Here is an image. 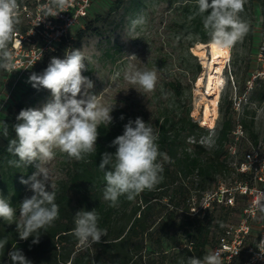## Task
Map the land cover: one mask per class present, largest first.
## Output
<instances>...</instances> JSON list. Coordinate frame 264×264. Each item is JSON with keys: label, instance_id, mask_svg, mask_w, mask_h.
Here are the masks:
<instances>
[{"label": "rangeland", "instance_id": "1", "mask_svg": "<svg viewBox=\"0 0 264 264\" xmlns=\"http://www.w3.org/2000/svg\"><path fill=\"white\" fill-rule=\"evenodd\" d=\"M115 1L93 0L88 16L90 19L100 16V20L95 22L92 29L84 34L77 45L76 34L78 29H83L85 25L83 22V28L80 25L73 26L69 31V40L54 43L52 45L53 50H47L43 59L57 53L58 47L61 45L66 46L67 50L81 49L86 57L85 64L87 67L86 71L82 70V75L89 77L94 82V88L90 91L96 95L101 105H114L110 113L113 118L123 116L124 119L135 120L140 117L145 123L152 124L165 114H170L176 119L182 118L185 111L189 110V116L201 126L203 122L202 108L205 100L203 97L204 87H198V82L201 76H206L207 68L204 60L194 55L189 45L194 46L203 42L196 35L186 33L182 27L187 20L184 7L187 2L192 0H124L120 7L111 11ZM141 16L145 23L137 25L133 29L131 21ZM260 17L261 15L258 13L255 24V42L250 41L245 35L230 49V56L225 64V69H223L226 83L218 100V117L215 124L210 128L204 127L203 130H198L185 137L186 144L199 143L203 145L206 152L201 157L204 160L211 156L213 140L217 128L225 117V109L228 103L232 108L234 86L237 94L243 95L245 83L251 77L252 72L257 67H261L252 55L258 47L261 37L264 38ZM20 23L25 28L29 25L28 20L24 18H20ZM33 44L44 47L46 43L42 39L36 38ZM58 58L63 59L65 57ZM129 64L134 65L138 70H150L156 73L157 82L154 91L144 92L138 85H132L124 80L123 73ZM32 69L21 79L26 84H30L28 78L33 72ZM3 76V83H0V95L5 91L8 84L5 81L6 76ZM261 81L255 82L253 89L247 96L249 100H251L253 90L258 86V82ZM19 83L15 93L23 90L22 87H19ZM176 85L179 87V92L174 89ZM34 98L35 104L32 108H40L51 99V92L41 87ZM232 111L237 123V113L233 109ZM239 113L240 118L244 113L247 115L246 120L250 129L258 137L257 145L245 132L240 137H236L232 132L229 145L230 156L227 158L228 170L215 173L212 180L207 182L204 188L200 178L191 175L183 182L176 180L170 184L165 189L166 194L164 195H161L163 191L160 189L155 192L150 214L151 220H155L153 224L155 234L152 238L147 237L145 241L147 246L144 251V255L151 256L155 263L187 264V257L181 250L189 241V234L184 232L181 225L185 214L184 205L173 207L171 202V200L179 199V197L182 200V192H185V196L187 193V196H191V206H199L203 197L215 193L220 187L235 191L240 183L246 182L250 187H262L264 189V184L255 179V175L251 174L249 178L240 179L236 174L237 170H235L245 159V155L253 150L258 152L259 157H264V99L261 101L253 100L241 108ZM54 151L55 158L47 162L45 166L50 169L51 183L57 188L61 181L68 178L69 164L67 154L60 152L59 149ZM187 151L192 152L191 146L187 148ZM35 170L34 167L33 172ZM260 175L263 176V173ZM182 184L185 189L181 188ZM233 193L234 204L230 205L233 208L229 211L226 226L239 224L245 218V209L253 203L257 196L255 192L246 194L244 197L238 191ZM31 195L32 192L27 186L23 199ZM258 208V215L252 221V231L246 247L255 246L261 236L264 212H261L260 206ZM15 209V222H18L19 207H15ZM218 210L215 208L214 214ZM125 221L126 218L121 223L125 224ZM15 222H8V225L16 230ZM166 234L173 237L175 241L165 239ZM175 243H179L180 247L174 248ZM75 248L84 249L79 243ZM61 253L63 255L67 252L62 251Z\"/></svg>", "mask_w": 264, "mask_h": 264}, {"label": "trees", "instance_id": "2", "mask_svg": "<svg viewBox=\"0 0 264 264\" xmlns=\"http://www.w3.org/2000/svg\"><path fill=\"white\" fill-rule=\"evenodd\" d=\"M123 1L116 0L110 10H116ZM184 9L187 20L182 27L185 32L196 35L203 43H211L209 32L203 27V17L195 15L198 12L197 0L187 2ZM258 13L264 14V0H245L244 11L239 14L240 18L249 25L246 37L252 42H255V24ZM190 16H194V18L190 20ZM100 18V16H96L90 19L88 16L85 19V27L79 28L76 34V45ZM25 29L20 22L15 27V31L24 32ZM11 43L12 40L8 47ZM189 47H193V45L191 44ZM66 50V46H59L57 53L43 59L32 71L41 74L49 65L52 56L65 57ZM3 75L5 73L0 69V83H3ZM19 85L23 90L15 93L13 100L7 105L0 118V196L8 199L14 208L19 207L27 188L26 185L20 183V180L31 176L34 166L17 168L10 165L9 161L17 158L8 153V143L9 140L16 138L14 125L19 122L16 120L17 115L22 109L34 106V96L41 89L33 88L31 84H26L22 80ZM174 89L176 92L180 91L178 85L174 86ZM252 94L250 103L253 100L261 101L264 99V81L258 82V86ZM225 112V117L217 128L213 140L211 156L205 160L201 157L206 152L203 145L185 143L186 136L204 128L189 116V110L185 111L182 118L176 119L170 114H165L156 119L155 123L151 125L158 135L157 143L162 154L158 157V162L163 167V171L160 173L163 179L153 190L143 191L133 201H129L126 196H120L115 207L110 206V202L103 197L106 181L104 180V173L99 169V164L104 152L114 153L116 151L115 147L110 146L111 141L123 134L124 125L129 118L121 120L120 117H115L110 125L100 124L96 151L86 155L82 160L68 157V178L61 181L59 186L52 190L55 192L54 202L59 206V217L53 221L51 226L39 230L38 243H32L34 237L31 236L27 240H21L16 230L8 225V221L0 219V239H7L5 248L0 249V264H12L7 254V251H11L12 248L22 250L32 264H157L151 256L144 255L147 237L152 238L155 234L153 228L155 220H151L150 215L155 192L160 189L163 191L161 195H164L166 194L165 189L170 184L176 180L183 182L191 175L198 176L204 188L206 183L212 180L215 173L228 170L227 158L230 156L229 145L231 134L236 126V118L230 103H228ZM246 118L247 115L244 113L240 118V124L244 132L257 145L258 137L250 129ZM3 122L8 125L7 137L3 135ZM190 146L192 152L187 151ZM165 156L168 159H164ZM236 174L240 179L250 176L238 172ZM183 184L181 188L185 189ZM187 194L185 196V192L181 193L182 200L180 197L171 200L173 207L184 205L185 214L181 225L184 232L189 234V241L181 250L186 255L187 260L189 257L203 260L223 234L228 222L229 211L233 207L213 202L204 213L193 215L190 211L191 196H187ZM242 196L244 197V195ZM215 208L219 209L216 214H214ZM81 209L86 211L95 209L99 215L98 227L106 229L107 236L102 237L98 244L77 249L75 247L79 242L72 232L75 228V213ZM124 218H126L125 224L121 223ZM164 238L175 241L173 237H169L167 234ZM179 247V243H175L174 248ZM62 251L67 253L62 255ZM245 258L246 256L237 260L236 263H240Z\"/></svg>", "mask_w": 264, "mask_h": 264}, {"label": "clouds", "instance_id": "3", "mask_svg": "<svg viewBox=\"0 0 264 264\" xmlns=\"http://www.w3.org/2000/svg\"><path fill=\"white\" fill-rule=\"evenodd\" d=\"M51 3L63 9L67 0H51ZM244 4L245 0H197L198 12L195 15L203 17V27L209 32L212 47L225 57L249 30L248 23L239 15L244 11ZM18 9V0H0V69L8 71L15 68L8 44L20 22ZM57 14L53 13L54 16ZM193 18L189 17L190 20ZM143 23L145 20L141 16L131 21V27L134 29ZM85 59L81 49L66 50L65 58L52 57L41 74L33 72L28 78L33 88L50 90L51 99L40 108L19 112L16 117L19 122L14 125L16 138L8 143V153L17 158L10 160V165L17 168L33 165L36 169L27 179L20 180L32 195L19 204L18 222H15L16 209L8 199L0 196V219L15 222L21 240L31 236L34 237L32 243H38L39 230L51 226L59 217V206L54 202L55 192L52 191L55 185L51 183L50 169L45 166L55 158L54 150L59 149L69 158L82 160L96 151L99 125H110L113 121L110 113L114 105H101L90 91L94 82L82 75V70H87ZM123 76L125 81L138 85L144 92L155 89L157 76L154 71H141L129 64ZM2 128L3 135L7 137L8 125L5 122ZM157 140L158 135L152 125L137 117L129 119L123 134L111 141L110 146L116 151L104 152L99 164L106 181L103 197L110 206L115 207L120 196L133 201L140 193L153 190L162 181L160 173L163 167L158 162L162 154ZM164 159L168 158L165 156ZM98 220L95 209H81L75 213L72 234L84 248L100 243L101 238L107 236V230L98 227ZM6 245L7 239H0V249ZM260 253V258H264V252ZM8 256L12 264H32L18 248H12ZM187 264H222V261L220 253L216 252L207 254L203 260L189 257Z\"/></svg>", "mask_w": 264, "mask_h": 264}, {"label": "built area", "instance_id": "4", "mask_svg": "<svg viewBox=\"0 0 264 264\" xmlns=\"http://www.w3.org/2000/svg\"><path fill=\"white\" fill-rule=\"evenodd\" d=\"M93 0H67L66 6L61 9L51 3V0H21L19 5V20L24 18L28 24L24 32L15 31L12 43L8 47L13 54L15 68L12 71L2 69L5 73V81L8 82L5 91L0 95V118L13 100L22 77L34 68L49 49L53 50L54 43H62L69 40V31L75 25L83 28V22L88 16ZM53 13H58L56 16ZM262 30H264V14L260 17ZM263 34V32H262ZM45 41V46L34 45L35 39ZM33 44L32 46H30ZM253 58L261 67H257L251 74L244 86V94L238 95L234 86L232 109L237 113V123L233 134L236 137L243 136L244 130L240 124L239 110L250 103L249 92L253 89L255 82L264 81V38L261 37L259 45L252 53ZM233 153L235 151L233 150ZM259 167H258V166ZM238 173L255 175V179L264 184V157H259L256 150L245 155V159L236 168ZM263 173V176L260 175ZM238 191L242 195L257 193L256 199L249 205L243 218L237 225H227L223 234L219 237L216 245L210 253H220L222 264H236V261L246 256L245 260L238 264H264V258H260V251L264 252V224H261V236L255 246L246 247L249 235L252 231V221L255 220L257 209L264 208V189L250 187L246 182L240 183L238 189L220 187L218 191L207 194L199 206L192 205L191 214L204 213L213 202L226 206L234 204V193ZM262 212V211H261ZM264 212V211H263Z\"/></svg>", "mask_w": 264, "mask_h": 264}, {"label": "bare ground", "instance_id": "5", "mask_svg": "<svg viewBox=\"0 0 264 264\" xmlns=\"http://www.w3.org/2000/svg\"><path fill=\"white\" fill-rule=\"evenodd\" d=\"M194 55L204 60L206 64V76H201L198 87H204L203 97L205 102L202 108V125L204 127H212L218 117V100L222 88L226 83V78L223 73L225 64L230 56V51L227 57L219 55V51L214 49L211 43H197L191 47ZM207 56H209L207 58Z\"/></svg>", "mask_w": 264, "mask_h": 264}, {"label": "snow or ice", "instance_id": "6", "mask_svg": "<svg viewBox=\"0 0 264 264\" xmlns=\"http://www.w3.org/2000/svg\"><path fill=\"white\" fill-rule=\"evenodd\" d=\"M219 55H222V56H223V54H222V53H220V52H219Z\"/></svg>", "mask_w": 264, "mask_h": 264}]
</instances>
